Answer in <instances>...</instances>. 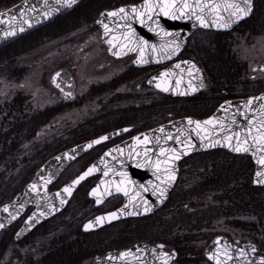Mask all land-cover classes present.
<instances>
[{"label":"water","instance_id":"1","mask_svg":"<svg viewBox=\"0 0 264 264\" xmlns=\"http://www.w3.org/2000/svg\"><path fill=\"white\" fill-rule=\"evenodd\" d=\"M172 2L173 0H140L134 4H124L100 11L95 19L98 41L105 53L112 59L132 57L133 67L165 65L147 78L146 85L164 96L191 98L206 88V82L201 68L194 61L179 58L187 39L196 30L220 33L231 31L252 14L253 5L252 0H247V3L245 0H186L195 8V14H193L190 9L183 7L185 0H175L174 7L167 9L169 14H164L161 5L172 4ZM75 3L76 0L71 7H67L65 0H20L1 10L0 46L50 22L70 10ZM197 3L204 6L203 11L200 7H196ZM230 3L248 7L250 11L247 14H240L238 18L231 14L233 9L225 10V5ZM212 4L220 6L219 16L223 19H218L215 10H210ZM120 8L126 10V16L124 13L116 16L108 15L111 12H118ZM133 8L137 11L133 12ZM197 16H202L207 21L206 27L201 25ZM105 24L109 29L107 33L103 27ZM222 24H227V27H221ZM9 33H14V35ZM125 36L132 41L129 48H135V50L121 49V44H128ZM110 40L113 41L112 44L108 43ZM140 41H147L148 46L145 47L142 57L147 63L138 62L141 59V52L137 47ZM177 44L179 49L169 57L167 53L171 52ZM152 46L156 47L155 52ZM162 46H164L163 51H161ZM116 52H120V55H115ZM177 64L180 68H176ZM192 65L195 67L192 68ZM189 70L192 72L191 75H189ZM162 73H168V75L161 77ZM178 79L181 81L179 85L176 84ZM49 83L64 99L73 97L75 84L68 71L56 70L49 77ZM157 84L168 87L169 90L163 91L156 87ZM262 98H264V92L255 96L226 100L206 118L182 117L138 133L107 148L74 178L58 190L48 193V187L58 179L61 172L71 162L97 145L124 133L126 128L108 132L60 151L38 168L17 198L0 208V225H2L0 231L14 223L28 207L32 206L34 209L14 235L15 241L21 240L35 226L63 210L79 185L94 176H99V179L88 191V197L94 201L95 207H99L106 199L117 195L122 197L123 203L116 210L97 215L84 223L82 231H96L115 221L147 216L160 208L167 200L178 176L179 161L192 154L212 150H223L231 155L248 156L254 167L252 186L264 187V182H260L264 181V176H257V173H264V165L258 163L261 157H264V151L258 150L261 145H264V141H260L261 135H264V99ZM190 120L192 123H189ZM208 120H212V123L205 125L203 122ZM196 122H200L199 128ZM43 129L39 134L43 132ZM105 136L108 137L107 140H102L99 144L93 143ZM229 137L231 140L228 139ZM244 141H247V144ZM89 144H92L91 148L88 147ZM236 147H247L248 151L236 152L233 150ZM113 149L119 150L113 151ZM161 149L165 150L164 154H161ZM106 153L110 154L106 155ZM177 155L179 159L172 158ZM93 166H95V171L80 180L78 184L73 183ZM166 169L175 176L171 183H164L168 175ZM105 171L108 172L107 176L104 175ZM118 184L127 190V196L122 191H116ZM66 187L71 188L70 195L63 191ZM94 189H96L95 195L92 194ZM160 189H166L165 197L160 196ZM97 199L101 202L97 203ZM61 200L64 203H61ZM145 208L150 210L145 211ZM111 213H117V218L110 219ZM98 217L105 219L97 222ZM151 249L152 247L147 243L140 242L125 251L110 252L103 257H97L92 264H111L110 262L118 259L139 257ZM123 253H128V255H122ZM206 256L215 264H261L264 260L262 256L256 255L254 245L246 244L239 247L222 236L216 237L209 244Z\"/></svg>","mask_w":264,"mask_h":264},{"label":"trees","instance_id":"2","mask_svg":"<svg viewBox=\"0 0 264 264\" xmlns=\"http://www.w3.org/2000/svg\"><path fill=\"white\" fill-rule=\"evenodd\" d=\"M17 1L19 0H0V10L8 8ZM138 1L140 0H79L71 10L59 15L51 22L2 45L0 47V77L20 79L21 69L12 67L13 59L17 55L20 56L27 50L39 46V44L32 43L40 39H54L78 30H90L97 13L101 10ZM232 32H237L238 37H243L246 40L261 35L264 32V0H253L252 15ZM232 32L198 31L188 39L182 56L194 60L202 68L207 81V88L204 91L192 98H172L155 93L161 102L155 104L150 102L148 105H140L137 109H132L131 117L133 119L130 118L131 120H128L127 123L129 125L137 124L136 116L143 113L149 117L161 113L160 123L181 116L204 118L210 115L222 101L251 96L264 91V86H260V90L255 89V87L250 88L248 78L241 80L245 65L238 62L231 53L232 44L221 42ZM197 33L207 34L209 41L213 44H195L198 47L194 45L190 47L189 43ZM31 35L34 36L29 37ZM21 39L28 41V44H11ZM150 69L130 67L132 74L125 77L121 76L117 80L114 79L112 82L115 85L110 86L109 88L112 89L109 90H113L118 85L126 84L136 78L138 73H145ZM239 84L242 85L239 88L243 91L236 93ZM106 90L107 88L99 87L94 95ZM123 99L124 97L118 96L117 101ZM26 100V97L18 92L0 107V206L17 196L32 178L36 169L49 157L71 147L72 144L80 140L85 141L97 133L105 132V129L100 126V128L96 126L93 131L89 132L84 130V124L76 123L67 132L69 139L53 137L48 141L35 142L33 140L46 131L44 129L42 133L38 134V130L46 125L49 126L48 122L51 118L62 113L73 104L60 102L40 111L29 112L25 105ZM123 123L121 124L123 125ZM150 127L143 126L141 122L139 130ZM129 135L127 134L125 137ZM113 142L115 141L103 143L90 153L95 152L97 156ZM25 143L32 145L23 147ZM193 157H195L194 167L187 168V161ZM234 158L243 163L235 165L233 163ZM252 171L253 165L248 157L232 156L221 150L192 155L183 161L177 184L170 193L168 202L175 201V210L178 213L183 212L182 216L184 213L191 218L198 215L208 216L204 221L205 227L218 218H235L237 216L257 218L258 225L251 222L252 230L250 231L264 237L262 234L264 231V193L260 194L264 188H256L251 185ZM184 184H187L185 189L182 187ZM90 185L91 180L83 183L67 205L69 206L77 200L84 202L82 205L84 210L80 214L74 215V222L87 218L90 210H92V205L88 204L90 201L86 194L82 193L83 189ZM52 188H58V182ZM53 221L50 219L44 222L24 239L14 242L12 236L19 225L16 222L0 232V249L4 250L7 241H10L13 248H23L24 242L27 243L32 240L34 244L31 247L40 249L46 255L42 257L43 260L40 256L39 261L30 262L31 264H56L55 255L59 257V264H79L81 260L90 256L93 248L87 239V236L90 238V234L81 232L74 224L66 220L59 223L56 221L53 223ZM229 223L233 227L243 229L246 222L232 219ZM67 257L73 261L70 263L67 259L65 260ZM21 263L26 264L27 261H21Z\"/></svg>","mask_w":264,"mask_h":264},{"label":"rangeland","instance_id":"3","mask_svg":"<svg viewBox=\"0 0 264 264\" xmlns=\"http://www.w3.org/2000/svg\"><path fill=\"white\" fill-rule=\"evenodd\" d=\"M32 36L34 35L29 37ZM221 42L223 44H232L231 53L235 56L238 62L245 65L241 80L243 81L248 78L250 80L249 87H255V89L260 90L261 88L259 87L264 86V32L261 35L252 37L250 40L238 37L237 32H232L228 37L221 40ZM35 43L39 44V46L34 49L31 48L30 50H27V52L20 56L17 55L16 58L14 57L13 59L12 67L18 70L21 69L20 79L13 77L10 79L0 77V107L18 92L26 97L27 100L25 105L29 112L40 111L60 102H70L73 105L62 111V113L51 118L48 122L49 129L42 134L43 136L41 135L33 141H48L53 137L69 139L67 132L69 129H72L76 123L84 124V130L89 132L93 131L96 126L105 129V132L97 133L88 139H92L98 135L121 127L129 128L130 131L125 134L126 136L127 134L141 131L139 130L141 122L143 123V126L146 127L157 126L160 123L161 120L159 119H162L161 113L150 117L146 116L145 113L142 115L138 114L136 116L137 124L129 125L127 123L128 120H131L130 118H132V109H137L140 105H148L150 102L153 104L161 102L155 92L144 84V79L151 70L145 73H138L136 78L128 81L126 84L118 85L113 90H109L112 89L109 88L110 86L115 85L114 82H112L114 79L117 80L121 76L125 77L128 74H132L130 71L131 64L129 59L117 61L111 60L107 57L104 49L98 41V30L94 24L91 29L87 31L78 30L50 40L40 39L32 44ZM11 44H28V41L21 39ZM195 44L213 43L209 41V36L207 34L197 33L189 43L190 47L192 45L196 47L197 45ZM197 49L199 50V48ZM62 68L68 70L75 76L74 97L70 100H65L49 83V77L51 74ZM240 86L242 85L239 84L237 86L238 90H236V93L243 91L239 88ZM99 87L107 88V90L103 93L94 95ZM118 96L124 97V99L122 101H117ZM121 123H123V125ZM38 131H40V129ZM81 141L84 140H80L75 144L80 143ZM75 144H72V146ZM30 145L32 144L25 143L23 144V147H28ZM94 157H96L95 152L83 156L78 161L71 164L61 174L58 180V186L71 180L91 160H93ZM194 158L195 157L187 161V168L194 167ZM233 163L237 165L238 163L241 164L243 162L234 158ZM184 165L183 168L185 167ZM186 186L187 184H184L182 187L185 189ZM88 189V187L84 188L82 193L86 194ZM263 193L264 191L260 194ZM82 205H84V202H81L80 200L73 201L67 206L61 215L58 216L57 223L66 220L74 224L78 230L81 231V225L87 220V218L75 222L73 218L74 215L83 212L84 209L82 208ZM89 205L91 206V204ZM182 213L176 212L173 208L170 212L163 211L154 217H151L150 224L163 217H183L181 215ZM185 216H187V214ZM207 217L208 216L204 215L195 216V218L203 220V222ZM232 219L246 220L258 225L257 218L247 216L218 218L207 225L209 230L205 233L231 236L242 241L243 236H246L248 233L243 229L232 227L229 223ZM147 220H143L138 224L140 226V231H138L140 233L138 235L139 237H148L150 233L154 232L153 238H156L158 234H162L161 227L163 224H155L154 231L142 230L143 226L150 225L147 224ZM250 227L252 230V225H250ZM262 234H264V231ZM250 235L252 241L257 242L264 251V238L253 231H250ZM87 237L90 245L94 249L99 250V252H103L105 249L110 248L114 243V241H111L109 238H104V240H106L101 242L102 237L99 235H94L90 238L89 236ZM150 237H152V235ZM11 248L16 249V247L13 248L12 246ZM13 255L15 256V254ZM82 264H89V262Z\"/></svg>","mask_w":264,"mask_h":264},{"label":"flooded vegetation","instance_id":"4","mask_svg":"<svg viewBox=\"0 0 264 264\" xmlns=\"http://www.w3.org/2000/svg\"><path fill=\"white\" fill-rule=\"evenodd\" d=\"M107 57L110 58L109 56ZM126 59H129L130 62L132 60V58H126ZM155 69L157 70L159 68H155ZM144 83H145V80H144ZM127 138H124L122 140H116L113 143L117 144ZM182 164H183V160L179 162V172L181 171ZM122 203L123 202L121 198L119 197L108 199L100 207H94V203L90 201L89 204L92 205V210H90L87 220H85L82 223L81 230H82L83 224L86 221L92 219L93 217L97 215L113 211L119 208L122 205ZM175 207H176V202H166L163 207L156 210L152 215H148L145 217H139V218L122 219L116 222H112L108 225H105L96 231L87 232L86 234L87 235L90 234V237L94 235L101 236L102 237L101 242L104 240V238H109L111 241H114V243L110 246V248L105 249L103 252L101 251L99 252V250L92 248L90 256L81 260L79 264L86 263V262H89V264H92L93 261L97 257H103L107 253H110V252L125 251L131 248L133 245L140 243V242L147 243L148 245L152 247V249L144 252L139 257L132 256L130 258L118 259L117 261H112L110 263L111 264H165V261H166L167 264H215L213 261H211L206 256V249L209 246V244L216 237L220 235L205 233L209 229L205 227L203 220H198L197 218L187 217L185 216L186 213H184L183 217L181 216L163 217L162 219H158L157 221L155 220L154 222L150 224L151 217H154L155 215L163 211L170 212L172 211V208L175 210ZM32 210H33V207L27 208L25 212L23 213L22 217L17 221L19 225L13 233V236H12L13 240H14L15 232L21 226L25 218L32 212ZM59 215H55L54 217L51 218V220H54L57 222V218ZM172 217H176V218H172ZM143 220H147V224H150V225L143 226L142 230L154 231L155 224H163V226L161 227L162 234H158L156 238H153L154 232L150 233L148 237H144V238L139 237L138 235L140 233L138 231H140V226L138 224ZM235 220H238V219H235ZM238 221L246 222L245 226L243 227V230L248 234H246V236L245 235L243 236L242 241H239L238 238H233L231 236H223V235L222 236L225 237L230 243L236 246H239V247L242 245H246V244L254 245L256 248V253L263 256L264 258V251L261 249V246L257 242L252 241V238L250 235V230H251L250 222L246 220H240V219ZM35 228H33L30 233H32ZM151 235L152 237H150ZM33 244L34 242L31 240V241H28L27 243L24 242L22 245L24 246L23 248L12 249L10 241H7L5 243L6 247L4 248V250L0 249V264H18V262L22 264L21 261H24V262L27 261L28 264H31L30 262H33L36 260L39 261L40 256L42 259V257L45 256L46 254H44L40 249H34L33 247H31L33 246ZM161 245H163V247H161ZM165 253H167L168 255L165 256ZM13 254H15V256ZM66 259L67 261H70V263L73 261L72 259L70 260V257L65 258V260ZM54 261L56 264H59L60 260H59L58 255H55Z\"/></svg>","mask_w":264,"mask_h":264},{"label":"snow or ice","instance_id":"5","mask_svg":"<svg viewBox=\"0 0 264 264\" xmlns=\"http://www.w3.org/2000/svg\"><path fill=\"white\" fill-rule=\"evenodd\" d=\"M73 3H74V0H65V6H67V7H71ZM245 3H247V0H245ZM174 4H175V0H173L172 4L165 3V4L161 5V10L164 11V14L168 15L169 12L167 11V9L170 8V7H174ZM183 7L186 8V9H190L191 12H192L193 14H195V8H193L191 5H189V4L186 2V0H185V3H184V5H183ZM196 7H200V8H201V11H203V7H204V6H203L202 4L197 3ZM219 7H220L219 5L212 4V5L210 6V10H215L218 19H223V17L219 16ZM228 8L233 9V11H232L231 14H232L233 16H237L238 18H239V15H240V14H247L248 11H250V9H249L248 7H241L240 5L235 4V3L226 4V5H225V10H227ZM132 11H133V12H136L137 9H136V8H133ZM121 13H124L125 16L127 15L126 10H125L124 8H120V9L118 10V12H111V13H108V15H109V16H116V15L121 14ZM141 15H143V14L141 13ZM173 15H174V13H173ZM197 19L200 20L202 26H205V27L207 26V21H206L205 19H203L202 16H197ZM220 26H221V27H227V24H222V25H220ZM103 27H104V29H105V32L107 33L108 30H109V29H108V25L105 24V25H103ZM129 27H130V26H129ZM21 31H23V29H21ZM9 34L14 35V33H9ZM132 35H133V36L135 35L134 32L132 33ZM165 35H168V33H165ZM113 39H115V37H114ZM125 39L128 40V44H121V45H120L121 49H128L129 51L135 50V48H129V44L132 43V41L129 39V37H128V36H125ZM108 43H109V44H112L113 41L110 40V41H108ZM147 46H148V45H147V41H140V42L138 43V45H137V47H139V50H140V52H141V59L138 61L139 63H147L146 60L142 59L144 49H145V47H147ZM178 49H179V45L177 44V45L175 46V48L172 49L171 52H168V53H167V55L170 57V56H171L172 54H174ZM152 50L155 52V51H156V47H155V46H152ZM163 50H164V46H162L161 51H163ZM114 54L117 55V56H119V55H120V52H116V53H114ZM184 63H188V62H184ZM194 67H195V66L192 65V68H194ZM176 68H180V65L177 64V65H176ZM197 71H198V70H197ZM191 74H192V72H191V70H189V75H191ZM57 75H59V73H58ZM167 75H168V73H162V74H161V77H164V76H167ZM154 79H155V78H154ZM180 82H181V81L178 79V80L176 81V84L179 85ZM150 83H151V81H150ZM156 87L161 88V90H163V91H168V90H169L168 87H162L161 84H157ZM69 95H70V93H69ZM262 99H264V98H262ZM249 103H250V102H249ZM189 123H192V121L190 120ZM203 123H204L205 125H207V124H211V123H212V120L204 121ZM196 126H197V128H199V127H200V122H196ZM125 131H127V129H125ZM161 131H163V129H161ZM107 139H108L107 136H105V137H101L100 139L94 141L93 143H95V144H99V143H101L102 140H107ZM137 139H138V138H137ZM168 139H172V137H168ZM228 139L231 140V137H229ZM254 139H255V138H254ZM145 140H147V137H145ZM260 141H264V135H261V137H260ZM244 143L247 144V141H244ZM258 143H259V141H258ZM213 146H215V145H213ZM88 147L91 148V147H92V144H89ZM117 150H119V149H113V151H117ZM233 150L236 151V152H241V151L247 152V151H248V148H247V147H236V148H234ZM258 150L264 151V145H261V147H260ZM164 152H165V150H164V149H161V154H164ZM108 154H110V153H106V155H108ZM172 158H174V159H179V156L177 155V156H174V157H172ZM258 163L264 165V157H261V159L258 161ZM95 170H96V169H95V166H93L92 168H89L87 172H85L82 176H80V177H79L76 181H74L73 183H74V184H78V183L80 182V180H83L86 176L90 175V174H91L93 171H95ZM157 170L159 171V166H158V165H157ZM165 171L168 173V175H167V179H166V181H164V183H171V182L175 179V176H174L173 174H171V172H170L169 170L166 169ZM104 175L107 176V175H108V172L105 171V172H104ZM122 175H126V174H122ZM257 176H258V177H260V176H264V173H257ZM158 179H159V177H158ZM260 182H264V181H260ZM121 183H123V182H121ZM33 187H35V185H34ZM145 190H146V189H145ZM63 191L66 192V193H68L69 195L71 194V188H70V187H66V188H64ZM105 191H108V190L105 189ZM116 191H118V192H121V191H122V192L124 193V195H126V196L128 195L127 190H126L125 188H121L119 184H118L117 187H116ZM92 194H93V195L96 194V189L93 190V193H92ZM109 194H111V193L109 192ZM160 196H161V197H165V196H166V189H160ZM100 202H101V200H100V199H97V203H100ZM61 203H64V201L61 200ZM149 210H150V209L145 208V211H149ZM41 214L43 215V213H41ZM109 218H110V219H115V218H117V213H111L110 216H109ZM104 219H105L104 217H98V218H97V222H102ZM0 227H2V225H0ZM86 227H88V226H86ZM161 247H163V245H161ZM122 255H128V253H123ZM167 255H168V254L165 253V256H167ZM165 264H167L166 261H165ZM261 264H264V260L261 261Z\"/></svg>","mask_w":264,"mask_h":264}]
</instances>
